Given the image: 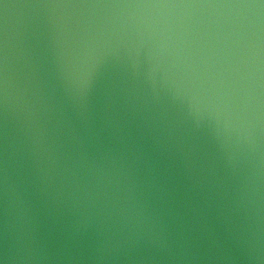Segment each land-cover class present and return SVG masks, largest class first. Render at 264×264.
Here are the masks:
<instances>
[{"label": "water", "instance_id": "obj_1", "mask_svg": "<svg viewBox=\"0 0 264 264\" xmlns=\"http://www.w3.org/2000/svg\"><path fill=\"white\" fill-rule=\"evenodd\" d=\"M0 264H264V0H0Z\"/></svg>", "mask_w": 264, "mask_h": 264}]
</instances>
